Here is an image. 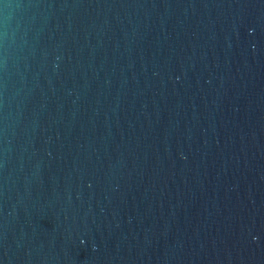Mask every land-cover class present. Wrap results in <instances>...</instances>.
<instances>
[{
	"label": "water",
	"instance_id": "obj_1",
	"mask_svg": "<svg viewBox=\"0 0 264 264\" xmlns=\"http://www.w3.org/2000/svg\"><path fill=\"white\" fill-rule=\"evenodd\" d=\"M0 264H264V0H0Z\"/></svg>",
	"mask_w": 264,
	"mask_h": 264
}]
</instances>
